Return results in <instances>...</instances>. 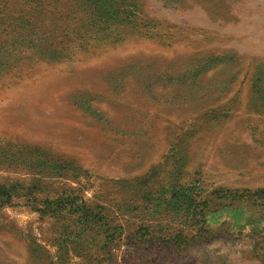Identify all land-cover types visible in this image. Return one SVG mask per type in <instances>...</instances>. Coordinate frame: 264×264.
Masks as SVG:
<instances>
[{
	"label": "rangeland",
	"instance_id": "obj_1",
	"mask_svg": "<svg viewBox=\"0 0 264 264\" xmlns=\"http://www.w3.org/2000/svg\"><path fill=\"white\" fill-rule=\"evenodd\" d=\"M0 264H264V0H0Z\"/></svg>",
	"mask_w": 264,
	"mask_h": 264
}]
</instances>
